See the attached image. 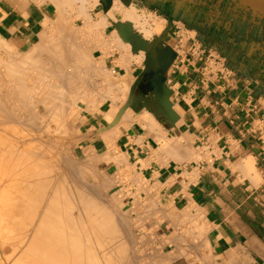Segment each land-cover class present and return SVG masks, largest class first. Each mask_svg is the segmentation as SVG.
Segmentation results:
<instances>
[{
    "label": "crops",
    "instance_id": "obj_1",
    "mask_svg": "<svg viewBox=\"0 0 264 264\" xmlns=\"http://www.w3.org/2000/svg\"><path fill=\"white\" fill-rule=\"evenodd\" d=\"M115 1L152 15L156 23L142 57L118 49L104 58L99 53L111 83L97 102L72 115L73 160L89 184L75 189L86 199L77 207L94 206L89 214L104 221L93 219L106 226L94 222L103 232L109 202L116 213L129 208L142 249L165 256L159 264H264V0ZM76 6L62 14L78 15ZM99 7L98 20L106 15L105 6ZM58 9L47 0H0V38L29 52L42 43ZM115 25L107 26L106 36ZM87 189L98 192L92 193L102 203ZM59 205L55 214L64 212ZM63 214L62 225L73 221ZM74 217V224L63 227L80 229ZM81 229L74 238L81 234L84 247L86 240L95 246L86 249L92 259L85 248L81 255L80 243L79 252H60L43 232L39 255L55 264H104L107 238L101 239L107 234L94 230L89 239Z\"/></svg>",
    "mask_w": 264,
    "mask_h": 264
},
{
    "label": "bare ground",
    "instance_id": "obj_2",
    "mask_svg": "<svg viewBox=\"0 0 264 264\" xmlns=\"http://www.w3.org/2000/svg\"><path fill=\"white\" fill-rule=\"evenodd\" d=\"M34 1V0H33ZM36 2H38L37 0H35ZM47 1H51V2H55L56 4H57V6H58V12H59V16H58V18H57V20H55V21H53V22H50V24H48L47 26H46V29H45V32L43 33V37H42V41H40V42H42V43H39V44H42L43 46L41 47V45H36V46H34L29 52H27L24 56H20V57H13V60H11V59H9L10 60V62H5L6 60H5V58H4V60L2 59L1 60V58H0V73H1V82H2V84L0 85V159H1V162L3 163V165L4 166H2L1 168H0V225L1 224H3V222L5 221V220H7L8 221V225H6V227H5V232L7 233V235H6V239L4 238V240L2 239L1 240V242L2 243H4L5 245H8V247L7 248H9V250H11V252H8V254H7V256H6V254H4V257L6 256V260H7V262H9V263H11V264H39V261H40V263H41V259L43 258V255H44V253H41L40 252V255H39V237L43 234V233H45L44 235H43V237H45V238H47L48 240H49V242L51 243V242H53V241H56V245H57V247L56 246H54V247H56V248H58V249H60V248H62V250L60 251V252H63L64 251V249H67V250H69V249H76L77 248V243H80L81 245H82V243L84 244V242H85V239H84V242H82L83 240L81 239L82 237H81V234H80V236L79 237H77L78 238V240L80 239L81 240V242H79L76 238H74V236L76 235V233L78 234V232H80L81 233V231H80V229H81V227L82 226H80V227H78V228H80V229H76L77 227V225L75 226H70L69 227V229H66V228H64L63 226H65V225H68L69 226V224L71 223H73L74 224V222L72 221V222H69L68 224H65V225H62L63 223H65V221L63 220V218L62 217H64V212H65V215L67 214L68 215V212L71 210V206L70 205H68L67 204V202L69 203V201H71V200H69L68 199V197L70 196V194L68 195V197H67V195L66 194H64V189L65 188H68V192H71L70 191V189H69V187H68V185H67V187L65 186V183H63L62 184V182L63 181H61V180H65V179H61L60 181H61V184H62V189L63 190H61V193H59L60 191H58V189H61V187L59 188V186L58 187H56L57 189H55V191L57 192V195H56V193H55V196H53V198H52V196H50V199H51V208L49 209V207H48V209H47V207H46V212H44L45 214H44V218H43V220H42V223L41 224H39V205L41 204L39 201H43V198H40L39 199V184L42 186V188L45 186V187H47L48 185L50 186V182L51 181H49V180H45L44 178H45V175H49V174H47V172H49L47 169H46V167L45 168H43V169H45L44 171H46V174L44 173V177H42V180L40 179L39 180V177L42 175L43 176V173H41L42 172V170L43 169H41L43 166H41V172H40V170H39V166L40 165H42V164H44V163H42V161L43 160H46L47 161V159H45L46 157H49V156H47L51 151H49L50 150V148H49V150L47 151H45L44 149H42L41 150V147L39 146V145H36L37 144V142H35L34 141V139H32V141L30 140V142H26V141H24L23 143L21 142V146H19V147H10V144H9V141H8V138L10 139V137L9 136H12L11 135V130L12 129H14L13 127H12V125L13 124H16L15 122H10L11 121V119H14L15 121H18L19 123H20V125L21 126H25V128H27V126H30V123H32L31 121H33V125L35 126V129H36V122H35V124H34V120H35V118H32L33 117V115H32V117L31 118H29L30 116H28V119H29V121H28V119L26 120V118L25 119H23L24 117V113H19L18 111V114L19 115H16V113L13 111V113H15V115L16 116H14L13 118H11V116H13V113H8V110H12V107H11V105L9 106L8 105V103L5 101V99L6 98H8V100H11L12 102H13V104L15 105V106H18V108L19 107H21L22 108V111L24 112L25 110H28V109H26V107L28 106V102H27V105H24L23 103L25 102V98L27 99H29L30 98V96H32L33 97V93L34 94H36V96H37V94H38V96L37 97H33V102L35 103V105L38 107V105H43V106H45V108L43 107V106H41V107H43L45 110H46V114H47V116H46V114L44 115L43 113V115L44 116H46V117H48V119L49 120H51V121H56V120H62V125H61V127L62 128H60V129H63V127L64 128H66L67 126H66V123L67 122H65V119L68 117V116H70L71 115V112L73 111V109L75 108V103H76V100H77V98H79V97H77V96H75L76 94H75V92H74V96H72L73 95V91H75V90H78L77 89V87H78V85H76L77 83H74V81H76V76H75V73H73V75L71 76V74L69 73V72H71V71H69L68 73L70 74V76L71 77H69V76H67V77H65V76H63V75H65L66 73H65V70H63L64 71V73H61V75H62V77L63 78H61V76H60V74L58 73V76L56 75V77H60L59 79L60 80H58V81H52V82H48V81H46V74L43 76V74L46 72H44L43 73V71L44 70H48V72L49 73H51L52 72V70H54L55 68H57V66H59V65H53L54 64V62H56V60L54 61L53 60V58H57V57H55V56H53L52 58L49 56L50 54L48 53V56L50 57V59L52 60L51 61V66L53 65L55 68L53 69V67H49V65H48V67L49 68H51V69H48L47 67H45V65H40V64H42V62L40 61V64H39V58H41L42 56H40V54H39V49L40 48H44V46H45V43H46V38L47 37H49V38H52V36H54V32H57L58 34H59V39H57V37H56V39L57 40H59V41H61V39L63 40V38L64 37H67L68 36V38H69V36L73 33V32H71V34L69 35V34H67V29H66V25L67 24H69L70 23V18H75V19H77V20H82V23H83V27H82V29H81V27L79 28L80 30H82V34L84 33V35H85V37L86 38H84V36H83V38L84 39H87V40H89L90 38H92V37H95L96 38V36H98V39L100 38V35L97 33L98 31H99V29H102V30H105L106 28H107V26L111 23V22H114L116 25V30L115 31H113V33H111L112 35H111V38L109 39V40H104V41H102L103 42V47H106V48H108L109 46H111V48L113 47H115V46H117L118 44H116V43H121V41H122V38H123V36L121 37V29H122V27H128L127 28V30L130 28V30L129 31H131V29L133 30L134 29V31H136L138 34H136L135 33V35L134 36H136V35H139V36H141V38H143L142 40H144L145 42H147V40L151 37V36H153L152 35V33L150 32V30L149 29H145V28H141V30H138L139 28H136L135 27V25L136 24H139L141 27H143V26H145V25H143V23H141L140 22V20H141V17L136 13L137 11H135V10H127L126 12H125V14H124V17L121 19V20H118L114 15H113V12L114 11H116L117 13L119 12L118 10H119V6H118V3H117V1H113L112 3H111V0H68L67 2H66V0L64 1H62V0H47ZM114 3V4H113ZM87 4H90V6L89 7H86L87 6ZM98 4H103L104 6H105V8H106V15L103 17V18H101V19H99L98 21H96L92 16H90V14H89V11L91 10V9H93V7H95V6H97ZM70 5H72V6H75V5H77L76 6V8L74 9V11H76L77 12V14L78 15H76V16H73V17H71V16H65V15H63L62 14V12H67L68 10H67V6H70ZM17 22V21H16ZM144 24H145V22H144ZM148 24V23H147ZM148 26V25H147ZM74 28L75 29H77L75 26H74ZM69 30V29H68ZM78 30V29H77ZM80 32V31H79ZM78 32V33H79ZM100 32V31H99ZM125 32V31H124ZM57 33L55 34V35H57ZM132 33V32H131ZM74 34V38H76V36H75V32L73 33ZM80 34V33H79ZM82 34H80V35H82ZM78 35V34H77ZM103 35V34H102ZM125 35V34H124ZM127 36V38H128V34H126ZM73 36V35H72ZM72 36H70V40L71 39H73L72 38ZM78 37V36H77ZM125 37V36H124ZM130 37V36H129ZM61 38V39H60ZM68 38H66V40L68 39ZM136 38H138V37H136ZM1 39V38H0ZM53 39V38H52ZM125 39V38H124ZM129 39V38H128ZM135 39V38H134ZM54 40V39H53ZM70 40L68 41V42H70ZM93 40H95V39H93ZM127 40V39H126ZM141 40V41H142ZM64 41H65V38H64ZM97 41V40H96ZM124 41V40H123ZM134 41V40H133ZM132 41V42H133ZM137 41V40H136ZM143 41V42H144ZM149 41V40H148ZM48 42V41H47ZM52 42H54L53 44H54V46H56V45H58L59 46V44L61 43V42H59V44H56L55 43V41H52ZM94 42V41H93ZM131 42V43H132ZM138 42V41H137ZM151 42V41H150ZM139 43V42H138ZM137 43V44H138ZM141 43V42H140ZM148 43V42H147ZM47 44V43H46ZM49 44V43H48ZM56 44V45H55ZM65 44V43H64ZM64 44H62V45H60V46H63ZM72 44V42H70V44L69 45H71ZM93 44H95V43H93ZM121 44H124V43H121ZM126 44V43H125ZM137 44H135L134 45V48H133V50H134V52L137 50V52H138V50L140 51V49L138 48V46H137ZM142 44V43H141ZM68 45V46H69ZM14 46V45H13ZM49 46V45H48ZM57 46V48L56 47H54V48H56V49H59L60 48V46L58 47ZM119 46V48L120 49H123V48H121L123 45H118ZM117 46V47H118ZM126 46V45H125ZM128 46V45H127ZM49 47H51V46H49ZM48 47V51H50L49 49H52L53 48V45H52V47L51 48H49ZM65 47H66V45H65ZM79 48H77V51L80 49V50H82V51H78L77 53H74V55L75 56H77V58H78V60H79V63L81 62V63H83V65H84V63L87 61V62H89L90 63V61H91V58H96V54H92V53H94V49H95V46L93 45H91L90 44V46H88V47H86L87 49L85 50V47L84 48H80V47H82V46H78ZM89 47H90V50H89ZM140 47V46H139ZM8 48V47H7ZM46 48V47H45ZM44 48V49H45ZM53 48V50H55L56 51V49H54ZM62 48V47H61ZM69 48V50H70V48L71 47H68ZM73 48H74V46H73ZM72 48V49H73ZM144 48V47H143ZM3 49V48H2ZM6 49V48H5ZM9 49H10V47H9ZM15 49H17V48H15ZM14 49V50H15ZM63 49V48H62ZM61 49V50H62ZM65 49V48H64ZM142 49V48H141ZM74 50V49H73ZM114 50V49H113ZM4 51V53H6V54H8V53H10V52H5V51H7V50H3ZM47 51V52H48ZM71 51V50H70ZM109 51L111 52V50L109 49ZM141 51H143V49L141 50ZM52 52V51H51ZM62 51H59L58 50V53L59 54H57L58 55V57H59V55H60V53H61ZM65 52H67V50L65 51ZM64 51H63V53H65ZM110 52H107V53H105V55L106 56H108L109 55V53ZM45 53V52H44ZM54 53V52H53ZM3 55V54H2ZM9 55V54H8ZM47 55V54H46ZM45 56V55H44ZM47 56V57H48ZM75 56H73V57H75ZM62 57H65V56H62ZM69 57H71V55H70V53H69ZM8 57H6V59H7ZM9 58H12L11 56L9 57ZM75 59H76V57H75ZM78 60H76V63H77V61ZM93 60V59H92ZM48 61V59L45 61V62H47ZM50 61V60H49ZM54 61V62H53ZM57 61H58V59H57ZM67 61V60H66ZM53 62V63H52ZM65 62V61H64ZM95 62V61H94ZM49 63V62H48ZM61 63V62H60ZM66 63V65H68L69 63L68 62H65ZM78 63V65L77 66H75V70H76V67H80V65H82L81 63L79 64ZM39 64V65H38ZM43 64H44V62H43ZM62 64H63V66L62 67H64V63L62 62ZM61 64V65H62ZM87 64V63H86ZM86 64H85V66H86ZM90 64H93V62H91ZM89 64V65H90ZM88 65V64H87ZM47 66V65H46ZM91 67H92V65H90ZM89 66V68H87V66H86V69L85 70H87V69H89V70H87L85 73H87L88 71L90 72V74H91V67ZM60 67V66H59ZM58 67V68H59ZM72 67H74V66H72ZM93 69L92 70H94L95 69V63H94V66L92 67ZM4 69V70H3ZM64 69H66V68H64ZM68 69H69V65H68ZM102 69V68H101ZM43 70V71H42ZM49 70H51V72L49 71ZM70 70V69H69ZM85 70H83V71H85ZM104 70V69H103ZM27 71H32L33 72V74L32 75H34V73H36L37 71H39L40 73H43L42 75L40 74V73H38V74H40V79L41 80H43V79H45V83H43L42 81V83L44 84V85H46V86H42V87H48V90L46 89L45 90V92H41L40 91V89H39V91H37L38 89H36L37 87H35V88H33V87H31L30 86V84L32 83H34V84H37V82L36 81H38L39 80V76L37 75H35V76H31V77H35V81L34 82H29V80H27L26 78L27 77H25V74H26V72ZM42 71V72H41ZM59 72H60V69L58 70ZM68 71V70H67ZM66 71V72H67ZM77 71V70H76ZM48 72H46V73H48ZM56 72V74H57V71H55ZM78 72H80V71H78ZM78 72H76V75L78 74ZM82 72V71H81ZM80 72V73H81ZM93 72V71H92ZM67 73V75H69ZM79 73V74H80ZM83 73H81V75H82ZM48 75V74H47ZM84 75V74H83ZM82 75V76H83ZM89 75V74H88ZM26 76H28V75H26ZM51 77H52V79L53 78H55V77H53V74L52 75H50ZM54 76H55V73H54ZM91 76V75H90ZM108 77V76H107ZM28 78H29V76H28ZM78 78H80V75L78 76ZM91 77H89V79H90ZM33 79V78H32ZM38 79V80H37ZM56 79V78H55ZM80 79H82V77L80 78ZM48 80V79H47ZM51 80V79H50ZM88 80V79H87ZM86 80V81H87ZM85 81V80H84ZM89 81V80H88ZM36 82V83H35ZM39 82H40V80H39ZM77 82L79 83V80L77 79ZM81 82V81H80ZM83 82V81H82ZM42 83H41V85H42ZM85 83V82H84ZM106 83V82H105ZM108 83V82H107ZM80 85H81V83H79ZM38 85H40V83H38ZM87 85V84H86ZM128 85V84H127ZM35 86V85H34ZM37 86V85H36ZM83 86V85H82ZM81 86V87H82ZM119 86V85H118ZM41 87V86H40ZM41 87V88H42ZM50 87V88H49ZM70 87H72V88H70ZM80 87V88H81ZM110 88V87H109ZM45 89V88H44ZM71 89H74L73 91L71 90ZM87 89V88H86ZM43 90V89H42ZM91 90H93V89H91ZM123 90H121V92H122ZM127 92V91H126ZM78 94V93H77ZM82 94V93H81ZM90 94V93H89ZM40 95V96H39ZM79 96H80V98L79 99H81L82 97H81V95H80V93H79ZM93 96V95H92ZM74 97H76V98H74ZM91 97V96H90ZM101 97V96H100ZM122 98V97H121ZM31 100V101H32ZM10 101V102H11ZM30 101V100H29ZM30 101V102H31ZM6 102V103H5ZM32 102V103H33ZM13 105V106H14ZM30 105H32V104H30ZM9 107H11V108H8ZM25 107V110L23 109ZM33 107H35V106H33ZM27 108H29V107H27ZM31 108H32V106H31ZM30 108V109H31ZM15 110H16V107L14 108ZM34 109H36V107L34 108ZM75 110V109H74ZM9 111V112H10ZM20 111V110H19ZM21 111V112H22ZM31 111H32V113H31ZM33 108H32V110H30V113L31 114H33ZM12 112V111H11ZM25 112H27V111H25ZM29 112H28V114L29 115H31ZM36 113V111L34 112V114ZM39 111L35 114V117H37V119L39 120V118H38V115H39ZM10 114H12V115H10ZM40 115H41V113H40ZM44 116H43V118H44ZM23 117V118H22ZM42 117V116H41ZM50 117V118H49ZM11 118V119H10ZM20 118H22L23 119V121H20L19 119ZM63 118V119H62ZM70 118V117H69ZM30 119H31V121H30ZM34 119V120H33ZM41 119V118H40ZM44 119H46V118H44ZM44 119H43V121H44ZM13 120V121H14ZM123 120V119H122ZM43 121H41V122H43ZM10 123H12V125L10 124ZM29 123V124H28ZM48 123V122H47ZM46 123V124H47ZM7 124H9V125H11V126H9L8 128H7ZM32 125V124H31ZM32 125V126H33ZM33 126V127H34ZM75 126V125H74ZM10 127L12 128L11 130H10ZM16 127L18 128H20V126H17V124H16ZM17 128H15L16 130H17ZM29 128V127H28ZM27 128V129H28ZM38 128H39V126H38ZM14 129V130H15ZM30 129H32V128H29V130L28 131H30ZM19 130V131H18ZM17 130V133L18 132H20V131H22L21 130V128L20 129H18ZM26 130V129H25ZM34 130V129H33ZM38 130V129H37ZM13 131V130H12ZM66 131V130H65ZM27 132V131H26ZM22 133V132H21ZM24 133V132H23ZM63 134V133H62ZM80 135V134H79ZM24 139V138H23ZM20 140V139H19ZM25 140H27L26 138H25ZM36 140V139H35ZM38 140V139H37ZM28 141V140H27ZM39 141V140H38ZM31 142H35L36 144V146H38V147H40V148H38V147H35V149H33L34 147H33V144L31 143ZM40 143H42V141H39ZM78 142V141H77ZM11 143V142H10ZM13 143V142H12ZM12 145V144H11ZM47 144H45V146H46ZM16 146V145H15ZM43 147V146H42ZM109 147V146H108ZM113 147V146H112ZM46 148H48V147H46ZM45 148V149H46ZM64 153V152H63ZM61 156V155H60ZM112 156V158H114L113 160H115L116 158V156L114 157V154L113 155H111ZM110 156V157H111ZM58 157V156H57ZM67 158V157H66ZM94 158V157H93ZM103 159V158H102ZM62 160H63V158H62ZM68 160V159H67ZM99 160H100V158H99ZM54 161H56V160H54ZM70 161V160H69ZM119 161V160H118ZM117 161V162H118ZM49 162V164H50V161H48ZM47 162V163H48ZM65 162V161H64ZM68 162V161H67ZM96 162V161H95ZM42 163V164H41ZM56 163V162H55ZM54 163V164H55ZM91 163H92V161H91ZM91 163H89V164H91ZM99 163V161L97 160V164ZM40 164V165H39ZM51 164H52V162H51ZM60 164V163H59ZM72 164V163H71ZM82 164H83V162H82ZM86 164H88V163H84V165H83V167L84 166H88V165H86ZM95 164V163H94ZM2 165V164H1ZM60 166V165H59ZM82 166V165H81ZM92 166V165H91ZM89 167V166H88ZM87 167V168H88ZM60 168V167H59ZM63 169V168H62ZM52 170V169H51ZM51 170H50V172H51ZM60 170V169H59ZM66 170V169H65ZM68 170V169H67ZM85 170V169H84ZM92 171H94V169H91ZM55 171H57V169L55 170ZM54 171V172H55ZM91 171V172H92ZM39 172H40V176H39ZM53 172V171H52ZM66 172V171H65ZM70 172H72L71 170H70ZM95 172V171H94ZM80 173V172H79ZM50 174H52V173H50ZM67 174L69 175V174H71V173H69V172H67ZM73 174H75V172L73 173ZM54 175V174H53ZM50 176V175H49ZM52 176V175H51ZM70 176V175H69ZM69 176L67 177V178H69ZM72 176H74V175H72L71 174V179H73L72 178ZM118 176V175H117ZM54 177V176H53ZM53 177H51V179L49 178V177H47V178H49L50 180H52L53 181ZM80 177V176H79ZM84 177V176H83ZM34 178V181L33 180H30V179H33ZM55 178V177H54ZM74 178H75V176H74ZM76 178H77V176H76ZM82 178V177H81ZM44 179V180H43ZM56 179V178H55ZM78 180V179H77ZM39 181H40V183H39ZM48 181V182H47ZM66 181V180H65ZM73 182V180H70V182ZM67 182V181H66ZM78 182V181H77ZM76 182V183H77ZM50 183V184H49ZM54 183V182H53ZM74 183V182H73ZM73 183H71V184H73ZM105 183H107V182H105ZM33 184V185H32ZM58 184H59V182H58ZM61 184H59V185H61ZM83 184V183H82ZM88 186H89V184L88 183H86ZM29 185H31L30 187H32L33 189H35V191H36V193L35 194H37L35 197L36 198H34V195H28V193L27 192H25V193H23V194H20V191L21 190H23V187H26V186H29ZM70 185V184H69ZM75 185V184H74ZM78 185V184H77ZM85 185V184H84ZM83 185V187L85 188V186ZM92 185V184H91ZM63 186H65V187H63ZM72 186V185H71ZM101 186V189H103L104 187H106V186H104V187H102V185H100ZM109 186V185H108ZM29 188V187H28ZM50 188V187H49ZM76 188V187H75ZM84 188H82V189H84ZM96 188V187H95ZM97 188H99V187H97ZM48 189V188H47ZM46 189V190H47ZM78 189H79V187H78ZM86 189V188H85ZM105 189V188H104ZM25 190V189H24ZM27 190V189H26ZM44 190V189H43ZM73 190H75V189H73ZM80 190V189H79ZM97 190H99V189H96V191ZM48 191V190H47ZM50 191V190H49ZM52 191V190H51ZM85 191V190H84ZM89 191H91L90 193H92L94 190H88L87 189V192L89 193ZM28 192H30V191H28ZM63 192V193H62ZM67 192V193H68ZM76 192V195L78 194L77 193V191H75ZM86 192V193H87ZM52 193H53V191H52ZM65 193H66V191H65ZM87 193V194H88ZM89 193V194H90ZM93 193H95V195H97L96 197H98L99 195L98 194H96V193H98V192H93ZM93 193H92V195L91 196H93ZM32 194V193H31ZM49 194V193H48ZM54 194V193H53ZM52 194V195H53ZM81 193H79L78 194V196L80 195ZM86 194V195H87ZM100 194H101V192H100ZM50 195V194H49ZM72 197H73V192H72ZM40 196H43V195H41L40 194ZM77 196V197H78ZM83 196H85V195H83ZM88 197H89V195H87ZM101 196V195H100ZM94 197V196H93ZM96 197H94L95 199H96ZM71 198V197H70ZM75 197H73V199H74ZM87 198V197H86ZM101 198H102V196H101ZM101 198H99V201H100V199ZM73 199H72V202H73ZM82 199H83V197H82ZM88 199V198H87ZM98 199V198H97ZM96 199V200H97ZM103 199V198H102ZM45 198H44V202H45ZM77 200V199H76ZM80 199H79V197H78V201H79ZM86 201V199H85V197H84V199H83V201ZM92 200V199H91ZM95 200V202L96 203H98L97 201ZM75 201V200H74ZM80 201H82V200H80ZM80 201H79V204H80ZM85 201H84V204H85ZM104 201V200H103ZM63 202H64V204H63ZM71 202V203H72ZM94 201L92 200V203H93ZM40 203V204H39ZM61 203V204H60ZM74 203V202H73ZM72 203V204H73ZM100 203H102V200L100 201ZM100 203H98V205H99V207L101 208L102 206L100 205ZM114 203V202H113ZM28 204H32V206H30V210H29V206H28ZM61 205V206H63V207H65L64 209H62V210H64V212L63 213H61L60 212V210H57V211H59L61 214H63V216L60 214H58V213H54V207L56 206V205ZM71 204V205H72ZM84 204H83V207H84ZM94 204V203H93ZM44 205V204H43ZM48 205H50V203H48ZM59 205V206H60ZM65 205V206H64ZM73 205H75V204H73ZM89 205V204H88ZM97 205V204H96ZM97 205V206H98ZM6 206H7V212H6V210H5V208H6ZM41 207H42V204L40 205ZM76 206H78V205H76ZM106 206H108V205H106ZM105 206V208L106 209H108L107 207ZM114 206H115V204H114ZM41 207H40V210H41ZM80 207H82V206H80ZM94 207V206H93ZM93 207H92V209L90 208V210L92 211H94V209H93ZM99 207H97V208H99ZM112 207V206H111ZM56 209H57V206L55 207ZM61 207H59L58 209H60ZM72 208H74V207H72ZM76 208H78V212H80L81 210H79V207H76ZM88 208V206L85 208V209H87ZM100 208H99V212H100V214H102L101 213V211H100ZM103 208V207H102ZM105 208H103V210L102 211H104V209ZM113 208H115V207H113ZM45 209V208H44ZM70 209V210H69ZM85 209H83V210H85ZM4 210H5V212H4ZM43 210V209H42ZM74 210V209H73ZM72 210V211H73ZM90 210L88 211V210H85V211H88V212H90ZM109 210V209H108ZM107 210V211H108ZM114 210V209H113ZM112 210V211H113ZM76 211V209L74 210V212ZM117 211V210H116ZM56 212V211H55ZM82 212H84V211H82ZM96 212V211H95ZM98 212V211H97ZM99 212L97 213V214H99ZM110 212V211H109ZM56 215V217L58 216L59 218L57 219V218H55V220H57V223H55V224H58L59 226H56L55 224H54V219H53V215L54 214ZM77 213V212H76ZM91 213V212H90ZM104 213V212H103ZM114 213V212H113ZM46 214H48V215H46ZM58 214V215H57ZM83 214V213H82ZM86 214V216H87V218L89 217V215L91 216H93V213L92 214H89V215H87V213H85ZM85 214H83V215H85ZM99 214V215H100ZM106 214V217H107V221H108V218H111V217H109L108 216V213L106 212L105 213ZM105 214H103V215H101V217H103ZM117 214V213H116ZM41 215V214H40ZM66 215V216H67ZM72 215V212H69V216H71ZM77 216L79 215V214H76ZM75 214H74V216H76ZM81 215V214H80ZM110 215H112L113 217H115L113 214H111V212H110ZM43 216V215H42ZM61 216V217H60ZM67 217V219L68 218H70V217ZM73 216V215H72ZM71 216V217H72ZM82 216V215H81ZM86 216H84V217H86ZM83 217V216H82ZM94 217V216H93ZM95 217H98V215L97 216H95ZM95 217L94 218H91V223H92V219H94L95 220ZM101 217H99V219L101 218ZM117 217V216H116ZM42 218V217H41ZM40 218V219H41ZM64 218H66V217H64ZM74 218H75V220L77 219V217H73V220H74ZM86 218V219H87ZM90 218H88V219H90ZM71 219V218H70ZM69 219V220H70ZM80 219V216H79V218H78V220ZM87 219V220H88ZM104 220H106L105 218H103ZM115 220H117L118 221V219L117 218H114ZM77 220V221H78ZM96 220H98V219H96ZM95 220V221H96ZM112 220V222L114 223L115 221H113V218L112 219H110V221ZM121 220V219H120ZM119 220V221H120ZM81 221V220H80ZM95 221H93V222H95ZM101 221H103L102 219L99 221L98 220V222L100 223ZM107 221H106V223H107ZM117 221L115 222V223H117ZM56 222V221H55ZM97 222V221H96ZM95 222V223H96ZM104 222V221H103ZM62 223V224H61ZM80 223V222H79ZM95 223H92V224H95ZM102 223V222H101ZM70 224V225H71ZM78 224V223H77ZM91 224V225H92ZM97 224V223H96ZM105 224V223H104ZM112 224V223H111ZM118 224H119V222H118ZM117 224V225H118ZM41 225V226H40ZM81 225H82V223H81ZM87 225V224H86ZM98 226L100 225V226H102L101 224H97ZM108 225L109 224H107V228H108ZM40 226V227H39ZM62 226V227H61ZM67 226V227H68ZM88 226V225H87ZM92 226H94V225H92ZM98 226H96V229L94 228V230H96L97 231V227ZM104 226V225H103ZM113 226V227H112ZM110 225V227L107 229V232H103V231H101V230H99L100 232H103V233H105V235L104 236H106V234H110L111 236V238L113 237V236H115V229H117L118 228V226H120L121 227V225H118V226H115V225ZM126 226V225H125ZM104 227H106V226H104ZM104 227H102V228H104ZM116 227V228H115ZM120 227H119V229H120ZM123 227H124V225H123ZM122 227V228H123ZM113 228H114V230H113ZM87 229L89 230V227H87ZM106 229L104 230V231H106ZM29 230H32L34 233H33V236H31L30 238H28L27 236L29 235H27V233H29L30 231ZM81 230H83V229H81ZM84 230H86V229H84ZM83 230V231H84ZM3 231V232H4ZM39 231H41L40 233H39ZM82 231V232H83ZM90 231V230H89ZM89 231H88V233H89ZM99 231H97V232H99ZM115 231V232H114ZM126 231V230H125ZM43 232V233H42ZM97 232H96V234H97ZM84 233V232H83ZM86 233V232H85ZM90 233H91V231H90ZM89 233V234H90ZM95 233V232H94ZM124 233V232H123ZM122 233V235H124ZM3 234V233H2ZM91 234H93V233H91ZM114 234V235H113ZM0 235H1V233H0ZM86 235V234H85ZM100 235V234H99ZM103 235V234H102ZM120 235V234H119ZM119 235H117V237L119 236ZM88 236V235H87ZM93 236V235H92ZM109 236V235H108ZM125 236V235H124ZM124 236H123V238H124ZM42 237V236H41ZM42 237V239L44 240V238ZM89 237V236H88ZM87 237V238H88ZM94 237H96V236H94ZM102 237V236H101ZM110 237H108V238H110ZM116 237V236H115ZM120 237H121V235H120ZM2 238V237H1ZM85 238H86V236H85ZM92 239H93V237H91ZM103 238V237H102ZM107 238V236L106 237H104L103 239H101V241L103 240L104 241V239H106ZM119 238V237H118ZM118 238H116V241H117V239ZM122 238V237H121ZM90 239V238H89ZM88 239V240H89ZM114 240L113 241H115V238H113ZM128 238L126 237V240H127ZM29 240V241H28ZM109 242H110V240H108ZM115 241V242H116ZM124 241H125V239H124ZM124 241H122V242H124ZM1 242H0V244H1ZM48 242V243H49ZM107 242V241H106ZM102 242V244L104 245V244H106V249H107V247H108V245L109 244H107V243H109V242ZM41 243V242H40ZM86 243H88L89 245H87V247H84V245H82V246H80V244H79V248H82L81 250H80V253H82L81 255H83V257H85L88 253L90 254H88L89 256L88 257H86V258H90V256H91V258L90 259H92V255H93V253H92V255H91V251L90 252H88V250H90V249H92V247H93V245L91 246V244L86 240ZM91 243H92V241H91ZM98 243H101V242H97V244ZM111 243V242H110ZM114 242H112V244H113ZM117 243V242H116ZM149 243V242H148ZM93 244H95L94 242H93ZM118 244V243H117ZM117 244H115L116 245V248H118V249H120L119 250V253H117L116 252V254H118L117 255V258H115L116 260L114 261L113 260V263H112V259L110 258V256H109V254L108 253H106L107 254V258H106V262L105 261H103L104 260V258H102V256L100 257L99 255V257L100 258H102L101 260L103 261V263L104 264H126V263H124V259H123V253H122V249H124V245H123V243H122V245H121V243H119L120 245L119 246H117ZM125 244V243H124ZM129 244H131V243H129ZM133 244V243H132ZM146 244V243H145ZM26 245H27V248H26ZM49 245H52V244H49ZM86 245V244H85ZM100 245V244H99ZM114 245V246H115ZM126 245H127V243H126ZM4 246V245H3ZM53 246V245H52ZM70 246H71V248H70ZM88 246H89V248H88ZM97 246V245H96ZM111 246V245H110ZM114 246H112V247H114ZM122 246H123V248H122ZM0 247H2V246H0ZM23 247H25V248H23ZM51 247V246H50ZM60 247V248H59ZM95 247V246H94ZM93 247V248H94ZM100 247H101V245H100ZM99 247V248H100ZM23 248V250L25 249V251L27 250V253L25 254V253H22V255H20L19 256V254L21 253V251L22 252H24L23 250H21ZM85 248V252L83 251V249ZM99 248H97L98 250H100ZM116 248L115 249H112L111 251L109 250L110 248H108V251H110V254H111V252H114V250L116 251ZM86 249H88L87 251H86ZM105 249V248H104ZM7 250V249H6ZM5 250V251H6ZM8 250V251H9ZM55 250V249H54ZM78 250V248L76 249V251ZM102 250H103V248H102ZM101 250V251H102ZM122 250V251H121ZM4 251V253H7V251L5 252ZM82 251V252H81ZM93 251H95V249H93ZM100 251V252H101ZM118 251V250H117ZM124 251H126V250H124ZM77 252H79V251H77ZM76 252V254H78ZM83 252L84 253H86L85 254V256H84V254H83ZM95 252H97V251H95ZM94 252V254L97 256V254L99 253H95ZM104 252V251H103ZM2 253V252H1ZM11 253V254H10ZM65 253H67V255L69 256V251H66ZM73 253H75V252H73ZM102 253V252H101ZM101 253H100V255H101ZM10 254V255H9ZM24 254V255H23ZM43 254V255H42ZM70 256L69 257H71L72 259H73V257H72V253L70 252ZM112 254H114V253H112ZM122 254V255H121ZM125 254V253H124ZM128 255H129V252L127 253ZM9 255V256H8ZM60 255V254H59ZM73 255H75V254H73ZM78 255H80V254H78ZM77 255V256H78ZM115 255V254H114ZM41 256V257H40ZM62 256V255H61ZM76 256V255H75ZM76 256V259L79 257H77ZM103 256H104V254H103ZM109 256V257H108ZM125 256H126V254H125ZM132 256H133V254H132ZM39 257H40V260H39ZM48 257V256H47ZM47 257L45 256L44 258L46 259V260H44V258L42 259V261L44 260V262H42V264H44L45 263V261H47V262H50L51 261V259H52V262H50V264H55V262L56 261H53V258H51V259H47ZM50 257V256H49ZM82 257V256H81ZM81 257L80 258H78L79 259V261L81 260ZM82 257V258H83ZM106 257V256H105ZM115 257V256H114ZM120 257V258H119ZM127 257V256H126ZM71 258H69V259H71ZM93 258H94V256H93ZM129 258H131V256L129 257ZM85 259V258H84ZM84 259L82 260V261H84ZM114 259V258H113ZM133 258H131V260H132ZM170 258H168V260H169ZM5 260V261H6ZM94 260H99L97 257L94 259ZM167 260V261H168ZM68 261V260H67ZM86 261L88 262V260H85V264H87L86 263ZM133 261V260H132ZM139 261V260H138ZM166 261V262H167ZM170 261L171 260H169V262H167V263H170ZM6 262V263H7ZM54 262V263H53ZM92 261L90 260V262H88V264H90ZM94 262V261H93ZM98 262V263H97ZM95 264H100V260L99 261H97ZM8 263V264H9ZM81 264H84V263H82V262H80ZM102 263V262H101ZM149 263V262H148ZM147 263V264H148ZM150 263H151V261H150ZM157 263V262H156ZM1 264V263H0ZM47 264H49V263H47ZM57 264H59L58 262H57ZM94 264V263H93Z\"/></svg>",
    "mask_w": 264,
    "mask_h": 264
},
{
    "label": "rangeland",
    "instance_id": "obj_3",
    "mask_svg": "<svg viewBox=\"0 0 264 264\" xmlns=\"http://www.w3.org/2000/svg\"><path fill=\"white\" fill-rule=\"evenodd\" d=\"M15 2H17V3H19V4H22V3H25V2H27V0H14ZM37 1H39V0H37ZM63 1V0H62ZM65 1V0H64ZM68 0H66V2H67ZM114 1V0H113ZM112 0H111V3L113 2ZM115 2V1H114ZM118 3V2H117ZM114 4V3H113ZM99 5H101V4H98L97 6H95V7H93V9H91V14H92V16L94 17V19H96V21H98V18L103 14H99V12H100V10L102 9V8H100L99 7ZM118 6H119V13H120V16H118L117 18H118V20H121L123 17H124V14H125V12L129 9L128 7H126L125 5H121V4H119L118 3ZM71 7H72V5H71ZM74 7V6H73ZM98 7V8H97ZM97 8V9H96ZM67 9L69 10V11H71L72 9L70 8V6H68L67 7ZM130 10V9H129ZM131 10H133V9H131ZM140 17H141V20H140V22L141 23H143V25H145V26H143V27H141L139 24H136L135 25V27L136 28H139L138 30H141V28L143 29V28H145V29H150L151 28V25H153L154 23H156V22H154V17L152 16V15H145V14H142L141 12H139V11H137L136 12ZM99 14V15H98ZM71 17H73V16H71ZM97 17V18H96ZM70 20V23L69 24H67L66 25V31H67V34H71V32H75L76 34H75V36H76V38H74V34L72 33L70 36H72V38L73 39H71L70 40V36H69V38H68V36L67 37H64L65 38V41H64V38H63V40L61 39V41H59V40H57V39H59V37L61 36H59V34L57 33V32H54V36H52V38L54 39H52V38H49V37H47L46 38V40L48 41H46V43H45V46H44V48H40L39 49V54H40V56H42L41 58H39V64H40V61L42 62V64H40L41 66L42 65H45V67H47L48 69H51V68H49V67H53V69L55 68L53 65H59V66H57V68H55L54 70H52V72H51V70H49L51 73H49L48 72V70H42L43 71V73L46 71V72H48V73H40L39 71H37L36 73H34V75H32L33 74V72L32 71H27L26 72V74H25V77H27L26 79L27 80H29V82H34L36 79H35V77H31V76H39V80H40V82H39V80L38 81H36L37 82V84H30V86L31 87H33V88H35V87H37L36 89H38L37 91H39V89H40V91L42 92H45V90L47 89L48 90V87L46 88V87H42L44 84L43 83H45V79H43V80H41L40 78V74L42 75L43 74V76L45 75L46 76V81H48V82H52V81H58V80H60L59 78L60 77H56V75L58 76V73L60 74V76H61V78H63L62 77V75H61V73H64V71L63 70H65V75H63V76H65V77H67V76H69V77H71L72 75H73V73H75V76H76V81H74V83H77L76 85H78V87H77V89L78 90H75V91H73L74 89H71L72 91H73V95L72 96H74L75 94V96H77V97H79L80 98V96H79V93H80V95H81V99H79V98H77V100H76V103H75V110L73 109V111L71 112V115L70 116H68L66 119H65V122H67L66 123V128H64L63 127V129H60V128H62L61 127V125H62V120H56L55 122L54 121H51V120H49L48 119V117H46L47 116V112H46V110L44 109L45 108V106H43V105H38V107L35 105V103L33 102V97H37L38 96V94H37V96H36V94H32L33 95V97L32 96H30V98L28 99H26L25 98V102L23 103L24 105H27V102H28V106L27 107H29V108H27L26 107V109H28V110H25V107L23 108L25 111H27V112H23L22 111V108L21 107H19L18 108V106H15L14 104H13V102L11 101V100H8V98H6L5 99V101L8 103V105L10 106L11 105V107H12V112L10 111V110H8V113H13V111L16 113L17 111L19 112V113H24V118L23 119H25L26 117V120L28 119V116H30L29 118H31L32 117V115H33V117L32 118H35V120H34V124H35V122H36V129H35V126L33 125V121H31V119H30V121L32 122V123H30V126H27V128L29 127V128H32V129H30V131H28L29 130V128L27 129V128H25V126H21L20 125V123L18 122V121H15L14 119H11V118H13L14 116H16V115H19L18 114V112L16 113V115H15V113H13V116H11V121L10 122H15L16 124H17V126H20V128H21V130L22 131H20V132H18L17 133V130L18 129H20L19 127L17 128L16 127V124H13L12 125V123H10L11 125H12V127L15 129V128H17V130L15 129H12L11 127H10V130H11V135L12 136H9L10 137V139L8 138V141H9V144H10V147H19V146H21L20 144H21V142L23 143L24 141H26V142H30V140L32 141V139H34V141L35 142H37V144L34 142H31L32 144H33V147L35 146V147H38V146H36V145H39L40 147H41V150L42 149H44L45 151L47 150H49V148H50V150L49 151H51L47 156H49V157H46L45 159H47V161L46 160H43L42 161V163H44V164H42V165H40L39 166V170H40V172H41V169H43V168H45L46 167V169L49 171V172H47V174H49L48 176L47 175H45V180H49V181H51L49 184H50V186L48 185L47 187H43L42 188V186L39 184V199L40 198H43V201L41 200V201H39L41 204H42V207L39 205V217L41 218L42 217V215H43V212L44 211H46V207H47V209H48V207H49V209L51 208V199L53 198V196H55V193H56V195H57V192L58 191H60L59 193H61V190H63L62 189V184L63 183H65V186L67 187V185H68V187H69V189H70V191L71 192H68L69 190H68V188H65L64 190L66 191V193H65V191H64V194H66L67 195V197H68V195L71 193L72 194V192H73V197H75L74 199H73V197H72V195L70 194V196L68 197V199L69 200H71V201H69V203L67 202V204L68 205H70L71 207V210L69 211V212H72V215H73V217H74V213L75 212H77L79 215L78 216H86V214L85 213H87V215H89L88 213V211H85V210H88V209H85L84 207H79V210H81L80 212H78L77 210H78V208H76V207H74V208H72L73 207V204H75V205H77V204H79V201L80 200H82L83 201V199H84V193H82V192H78L77 191V193L79 194V193H81L79 196H78V194L76 195V192H75V190H73V189H78V187L80 188L81 187V185H83V184H85L86 183V181L84 180V177H83V168H82V166L80 165V164H78V163H75V161L73 160V137H74V134H75V130H76V123L72 120V115L75 113V111L79 108V107H82V106H84V105H89V104H92V103H94V102H97L101 97L100 96H102V94L104 93V90L108 87V84L109 83H111V74H110V72H108L107 70H106V68H105V66L101 63V58H100V54L99 53H101V56L104 58L106 55H105V53H107V52H110L109 51V49L111 50V52L109 53V55L108 56H110L111 54H113V51L115 50V49H118L120 52H121V54L122 55H124V56H126V55H132V54H138L140 57H142L143 55H144V52H145V49L144 48H142L143 47V45L146 43L144 40H142L143 38H141V36H139V35H136V36H134L135 35V33L136 34H138L136 31H134V29L132 30L131 29V31H129L130 30V28L127 30V28L128 27H122V29H121V37L123 36V38H122V41H121V43H124V44H121V43H116V44H118V45H123L121 48H123V49H120L119 48V46L117 47V46H115L114 48L112 47L111 48V46H109L108 48H106V47H103V42L102 41H104V40H109L110 38H111V36H106L105 35V30H102V29H99V31L97 32L99 35H100V38L98 39V36H96V38L95 37H92V38H90L89 40H87V39H84V38H86L85 37V35H84V33L82 34V30H80L79 28L81 27V29H82V27H83V23H82V20H77V19H75V18H70L69 19ZM144 22H145V24H144ZM148 23V24H147ZM111 24H115L114 22H111ZM148 25V26H147ZM74 26L78 29H75L74 28ZM116 27V26H115ZM69 29V30H68ZM80 31V32H79ZM125 31V32H124ZM80 34H82V35H80ZM132 32V33H131ZM151 32V31H150ZM57 33V35H55ZM152 33V35H153V32H151ZM78 34V35H77ZM103 34V35H102ZM125 34V35H124ZM126 34H128L129 36H128V38L126 37L127 35ZM57 37V39H56V37ZM78 36V37H77ZM83 36H84V38H83ZM125 36V37H124ZM136 37H138V38H136ZM66 38H68L67 40H66ZM125 38V39H124ZM135 38V39H134ZM93 39H95V40H93ZM127 39V40H126ZM70 40V42H72V44L71 45H69L70 44V42H68ZM97 40V41H96ZM124 40V41H123ZM134 40V41H133ZM139 42H137V41ZM142 40V41H141ZM52 41H55V43L56 44H59V42H61L60 44H59V46L60 45H62V44H64L63 46H60V48L59 49H56L57 48V46L58 45H56V46H54V42H52ZM94 41V42H93ZM133 41V42H132ZM144 41V42H143ZM132 42V43H131ZM142 44H141V43ZM49 43V44H48ZM93 43H95V44H93ZM126 43V44H125ZM138 43V44H137ZM90 44L93 46H95V49H94V53H92V54H96V58H91V61H90V63L91 62H93V64H90L89 62H85L84 63V65H83V63H81L82 65H80V67L78 68V67H76V70L74 69L75 68V66H77L78 65V63H79V60H78V58H77V56H75L74 55V53H77L78 51H82V50H78L77 51V48H79L78 46H82V47H80V48H84L85 47V50L87 49L86 47H88V46H90ZM135 44H137V46H138V48L140 49V51L138 50V52H137V50L134 52V50H133V48H134V45ZM51 46L52 47V45H53V48L54 47H56V48H54V49H56V51L55 50H53V48L52 49H49L50 51H48V47L49 46ZM65 45H66V47H65ZM69 45V46H68ZM126 45V46H125ZM128 45V46H127ZM43 46V45H42ZM41 46V47H42ZM58 46V47H59ZM73 46H74V48H73ZM84 46V47H83ZM8 47V48H7ZM9 47H10V49H9ZM51 47H49V48H51ZM63 49H62V48ZM68 47H71L70 48V50H69V48ZM3 48V49H2ZM6 48V49H5ZM15 48H17L16 46H13V44L11 43V42H5V41H3L2 39H0V58H1V60L3 59L4 60V58H5V62H10V60L9 59H11V60H13V57H20V56H24L27 52H21V51H19V49L17 48V49H15ZM65 48V49H64ZM74 50H73V49ZM143 49V51H141L142 49ZM15 49V50H14ZM62 49V50H61ZM114 49V50H113ZM3 50H7V51H5V52H10V53H8V54H6V53H4V51ZM58 50L59 51H62L61 53H60V55H59V57H58V55L57 54H59L58 53ZM67 50V52H65ZM88 50V49H87ZM89 50H90V47H89ZM48 51V52H47ZM52 51V52H51ZM63 51L65 52V53H63ZM45 52V53H44ZM54 52V53H53ZM74 52V53H73ZM48 53L50 54L49 56L52 58L53 56H55V57H57V58H53V60L55 61L56 60V62H54V64L51 66V59H50V57L48 56ZM57 53V54H56ZM69 53H70V55H71V57H69ZM3 54V55H2ZM47 54V55H46ZM45 55V56H44ZM53 55V56H52ZM12 57V58H9V57ZM48 56V57H47ZM62 56H65V57H62ZM73 56H75L76 57V59H75V57H73ZM6 57H8L7 59H6ZM48 59V61L47 62H45L46 60ZM57 59H58V61H57ZM93 59V60H92ZM50 60V61H49ZM67 60V61H66ZM76 60H78L77 61V63H76ZM68 62L69 64V69H68V65H66V63L65 62ZM95 61V62H94ZM43 62H44V64H43ZM49 62V63H48ZM52 62V63H53ZM61 62V63H60ZM62 62L65 64L64 65V67H62L63 66V64H62ZM79 63V64H80ZM88 65H87V64ZM94 63H95V69L94 70H92L93 68V66H94ZM38 64V65H39ZM62 64V65H61ZM77 64V65H76ZM85 64H86V66H87V68H89V66L90 65H92V67L90 68L91 69V74H90V70L89 69H87V70H89L87 73H85L87 70H85L86 69V66H85ZM90 64V65H89ZM47 65V66H46ZM48 65H49V67H48ZM72 66H74V67H72ZM79 66V65H78ZM59 67V68H58ZM64 68H66V69H64ZM102 68V69H101ZM60 69V72L58 71ZM104 69V70H103ZM4 70V69H3ZM68 70V71H67ZM83 70H85V71H83ZM41 71V72H42ZM55 71H57V74H56V72ZM67 71V72H66ZM69 71H71V72H69ZM78 71H82L81 73H83L82 75H81V73L80 72H78ZM93 71V72H92ZM71 74V76H70V74ZM76 72H78V74L76 75ZM38 73H40V74H38ZM54 73H55V76H54ZM67 73L69 74V75H67ZM80 73V74H79ZM48 74V75H47ZM53 74V77H55V78H53L52 79V77L50 76V75H52ZM89 74V75H88ZM26 75H28L29 76V78H28V76H26ZM31 75V76H30ZM80 75V78L82 77V79H80V78H78V76ZM91 75V76H90ZM108 76V77H107ZM89 77H91L90 79H89ZM0 78H1V73H0ZM33 78V79H32ZM48 79V80H47ZM51 79V80H50ZM58 79V80H57ZM77 79L79 80V83H81V85L77 82ZM89 81H88V80ZM85 80V81H84ZM87 80V81H86ZM43 83H42V82ZM81 81V82H80ZM83 81V82H82ZM35 82V83H36ZM85 82V83H84ZM106 82V83H105ZM108 82V83H107ZM38 83H40V85H38ZM41 83H42V85H41ZM2 84V82H1V79H0V85ZM87 84V85H86ZM35 85V86H34ZM37 85V86H36ZM83 85V86H82ZM42 88H41V87ZM44 86H46V85H44ZM82 86V87H81ZM81 87V88H80ZM45 88V89H44ZM50 88V87H49ZM70 88H72V87H70ZM87 88V89H86ZM43 89V90H42ZM91 89H93V90H91ZM50 90V89H49ZM48 90V91H49ZM39 91V92H40ZM74 92H75V94H74ZM78 93V94H77ZM82 93V94H81ZM90 93V94H89ZM93 95V96H92ZM40 96V95H39ZM91 96V97H90ZM74 98H76V97H74ZM31 102H30V101ZM11 101V102H10ZM27 101V102H26ZM5 102V103H6ZM33 102V103H32ZM30 104H32V105H30ZM14 105V106H13ZM31 106H32V108H33V114H31L32 113V111H31V113H30V110H32V108H31ZM33 106H35L36 107V109H34L35 107H33ZM41 106H43V107H41ZM11 107H9V108H11ZM16 107V110L14 109ZM8 108V107H7ZM8 108V109H9ZM31 108V109H30ZM20 110V111H19ZM10 111V112H9ZM22 111V112H21ZM36 111V113L39 111L40 113H41V115H40V113H39V115H38V118H39V120L37 119V117H35V114H34V112ZM28 112L31 114V115H29L28 114ZM45 115L46 114V116H44L43 114ZM10 115H12V114H10ZM28 115V116H27ZM42 116V117H41ZM43 116H44V118H46V119H44L43 118ZM70 117V118H69ZM22 118H20L19 120L20 121H23V119ZM41 118V119H40ZM50 118V117H49ZM43 119H44V121H43ZM63 119V118H62ZM14 120V121H13ZM28 121H29V119H28ZM41 121H43V122H41ZM48 122V123H47ZM47 123V124H46ZM29 124V123H28ZM34 126H32V125ZM8 126H7V128L9 127V126H11V125H9V124H7ZM75 125V126H74ZM38 126H39V128H38ZM26 129V130H25ZM34 129V130H33ZM38 129V130H37ZM66 130V131H65ZM19 131V130H18ZM27 131V132H26ZM22 132V133H21ZM24 132V133H23ZM63 133V134H62ZM24 138V139H23ZM25 138L28 140H25ZM20 139V140H19ZM36 139V140H35ZM42 141V143H40L39 141ZM11 142V143H10ZM13 142V143H12ZM12 144V145H11ZM36 144V145H35ZM45 144H47L46 146H45ZM16 145V146H15ZM43 146V147H42ZM35 147L33 148V149H35ZM40 147H38V148H40ZM46 147H48V148H46ZM46 148V149H45ZM64 152V153H63ZM61 155V156H60ZM58 156V157H57ZM67 157V158H66ZM62 158H63V160H62ZM68 159V160H67ZM54 160H56V161H54ZM70 160V161H69ZM48 161H50V164H49V162ZM65 161V162H64ZM68 161V162H67ZM48 162V163H47ZM51 162H52V164H51ZM56 162V163H55ZM55 163V164H54ZM60 163V164H59ZM72 163V164H71ZM2 164V165H1ZM60 165V166H59ZM2 166H4L3 165V163L1 162V159H0V168L2 167ZM41 166H43L42 168H41ZM60 167V168H59ZM41 168V169H40ZM63 168V169H62ZM52 169V170H51ZM57 169V171H55ZM60 169V170H59ZM66 169V170H65ZM68 169V170H67ZM45 169H43L42 170V172L41 173H43V176L40 174V172H39V180L41 179L42 180V177H44V173L46 174V171H44ZM50 170H51V172H50ZM70 170L72 171V172H70ZM53 171V172H52ZM55 171V172H54ZM66 171V172H65ZM67 172H69V173H71L72 175H74L75 176V178H74V176H72V178L73 179H71V174H67ZM75 172V174H73ZM80 172V173H79ZM50 173H52V174H50ZM54 174V175H53ZM52 175V176H51ZM56 178H54V177ZM69 176V178H67ZM76 176H77V178H76ZM80 176V177H79ZM47 177H49L50 179H51V177H53L52 179H53V181L52 180H50L49 178H47ZM82 177V178H81ZM65 179V180H61V179ZM43 179V180H44ZM78 179V180H77ZM30 180H33L34 181V178L33 179H30ZM63 181L62 182V184H61V181ZM70 180H73V182L71 181L70 182ZM78 181V182H77ZM48 182V181H47ZM54 182V183H53ZM58 182H59V184H61V185H59L58 184ZM77 182V183H76ZM39 183H40V181H39ZM71 183H73V184H71ZM83 183V184H82ZM70 184V185H69ZM75 184V185H74ZM78 184V185H77ZM33 185V184H32ZM59 186V188L61 187V189H58V191L56 192L55 191V189H57L56 187H58ZM72 185V186H71ZM31 185H29V186H26V187H23V190H21L20 191V194H23V193H25V192H27L28 193V195H34V198H36L37 196V194H35L36 193V191H35V189H33L32 187H30ZM65 186H63V187H65ZM29 187V188H28ZM50 187V188H49ZM76 187V188H75ZM48 188V189H47ZM25 189V190H24ZM27 189V190H26ZM44 189V190H43ZM48 191H47V190ZM50 190V191H49ZM53 191V193H52V191ZM68 190V191H67ZM28 191H30V192H28ZM68 192V193H67ZM32 193V194H31ZM50 195H49V194ZM63 193V192H62ZM40 194L41 195H43V196H40ZM53 194V195H52ZM36 196V197H35ZM50 196H52V198L50 199ZM79 197V201H78V197ZM33 197V196H32ZM71 197V198H70ZM82 197H83V199H82ZM44 198L46 199L45 200V202H44ZM72 199H73V202H72ZM77 199V200H76ZM75 200V201H74ZM82 201H80V204H82ZM73 204H72V203ZM76 202V203H75ZM48 203H50V205H48ZM44 204V205H43ZM63 204H64V202H63ZM72 204V205H71ZM28 206H29V210H30V206H32V204L30 205V204H28ZM40 207H41V210H40ZM114 206H112L111 207V205H110V202L108 203V211H107V213H108V216L109 217H111V218H108V221H107V224H109L108 225V228L110 227V225L112 226V225H115V226H118V225H121V227L120 226H118V228L117 229H115V236H113L112 238L110 237L111 235L110 234H107V242H109L108 240H110V242L109 243H107V244H109L108 245V247H107V253L109 254V256H110V258L112 259V263H113V260L115 261L116 259L115 258H117V255L118 254H116V252L117 253H119V250L120 249H118V248H116V245L115 244H117V246H119L120 244L119 243H121V245H122V243H123V245H124V249H122L121 251H122V253H123V261H124V263H126V264H147L148 262V264H159V263H163V260L165 259V256H163V255H158V256H154V255H152V254H149L148 253V250H147V248H143L142 249V240H141V245H140V240L138 239V237H137V232H136V235H135V233L133 232V225H132V219H131V211H130V209L129 208H124V210L121 212V210H120V208H118V213L116 214V208H113ZM45 208V209H44ZM7 209V206H6V208H5V210ZM43 209V210H42ZM76 209V211L74 212V210ZM83 209H85V210H83ZM114 209V210H113ZM5 210H4V212H5ZM73 210V211H72ZM113 210V211H112ZM82 211H84V212H82ZM111 212V214H113L115 217H113L112 215H110V212ZM6 212H7V210H6ZM114 212V213H113ZM85 214V215H83V214ZM41 214V215H40ZM81 214V215H80ZM44 217V216H43ZM42 217V218H43ZM39 218V223L42 221V218L40 219ZM87 218V216L85 217V218H81L80 220H81V222L78 220L77 222H78V226H82V229L84 230V229H86V230H84V233L86 234V237H88V238H90V231L93 233V231H94V228H95V225L94 224H92V223H94L93 221H92V223L90 222L91 221V218H90V215H89V217L88 218H90V219H86ZM113 218V221H116L114 218H118V221H119V224L117 225V223H113L112 222V220L110 221V219H112ZM73 219V218H72ZM74 220H75V218H74ZM74 220H73V222H74ZM80 222V223H79ZM81 223H82V225H81ZM112 223V224H111ZM9 223H8V221L7 220H5L4 222H3V224H1L0 225V233H1V235H0V242H1V240L3 239L4 240V238L6 239V235H7V233L5 232L6 230H5V227H6V225H8ZM77 224V223H76ZM88 226H87V225ZM94 225V226H92V225ZM123 225H124V227H123ZM126 225V226H125ZM87 227H89V230L87 229ZM113 227V226H112ZM119 227H120V229H119ZM123 227V228H122ZM107 228V229H108ZM116 228V227H115ZM5 230V231H4ZM82 230V231H83ZM113 230H114V228H113ZM126 230V231H125ZM4 231V232H3ZM30 232L29 233H27V237L28 238H30L31 236H33V231L32 230H29ZM88 231H89V233H88ZM125 234H124V233ZM3 233V234H2ZM122 233L125 235H122ZM84 234V235H85ZM121 235V237H120V235ZM88 235V236H87ZM109 235V236H108ZM114 235V234H113ZM117 235H119L118 237H117ZM123 236H124V238H123ZM2 237V238H1ZM108 237H110V238H108ZM126 237L128 238L127 240H126ZM113 238H115V241H116V238H118L117 239V243L115 242V241H113L114 239ZM124 239H125V241H124ZM29 241V240H28ZM122 241H124V242H122ZM112 242H114L113 244H112ZM125 243V244H124ZM126 243H127V245H126ZM129 243H131V244H129ZM133 243V244H132ZM138 243H139V246H138ZM4 245V246H3ZM111 245V246H110ZM115 245V246H114ZM0 246H2V247H0V263L1 264H8L9 262H7V260L5 259L6 258V256H7V254H8V252H11V250H9V248H7L8 247V245H5L4 243H2L1 242V244H0ZM112 246H114V247H112ZM23 248H25V247H23ZM23 248L21 249V250H23ZM26 248H27V245H26ZM25 248V249H26ZM108 248H110L109 250L111 251L112 249H115L116 248V251L114 250V252H111V254H110V251H108ZM122 248H123V246H122ZM7 249V250H6ZM25 249L23 250L24 252H22L21 251V253L19 254V256L20 255H22V253H27V250L25 251ZM7 251V253H4V251ZM9 250V251H8ZM118 250V251H117ZM124 250H126V251H124ZM5 251V252H6ZM113 251V250H112ZM2 252V253H1ZM129 252V255L127 254ZM112 253H114V254H112ZM126 254V256H125V254ZM4 254H6V256L4 257ZM11 254V253H10ZM9 254V255H10ZM132 254H133V256H132ZM8 255V256H9ZM24 255V254H23ZM122 255V254H121ZM108 256V257H109ZM115 256V257H114ZM131 256V258H133L132 260H131V258H129ZM114 258V259H113ZM120 258V257H119ZM6 260V261H5ZM139 260V261H138ZM150 261H151V263H150ZM7 262V263H6ZM157 262V263H156ZM9 264H11V263H9ZM115 264V263H114Z\"/></svg>",
    "mask_w": 264,
    "mask_h": 264
}]
</instances>
